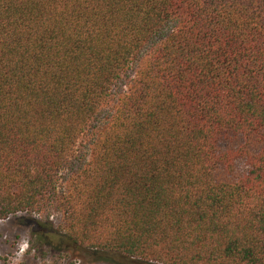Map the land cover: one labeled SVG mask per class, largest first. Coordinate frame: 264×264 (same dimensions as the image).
I'll list each match as a JSON object with an SVG mask.
<instances>
[{"label": "trees", "instance_id": "16d2710c", "mask_svg": "<svg viewBox=\"0 0 264 264\" xmlns=\"http://www.w3.org/2000/svg\"><path fill=\"white\" fill-rule=\"evenodd\" d=\"M50 210L68 264H264V0H0V221Z\"/></svg>", "mask_w": 264, "mask_h": 264}, {"label": "rangeland", "instance_id": "374dc122", "mask_svg": "<svg viewBox=\"0 0 264 264\" xmlns=\"http://www.w3.org/2000/svg\"><path fill=\"white\" fill-rule=\"evenodd\" d=\"M243 144L244 140L239 137H231L223 143L225 148H236ZM246 171V160L240 159L231 173L224 168H219L215 176L219 182H231L244 175ZM47 215L49 218L20 213L0 221V264H68L70 260H73L70 250L55 248L49 244V241H52L50 237L55 235L46 231L47 229L57 230L62 225V218L60 213L54 210H50ZM34 222H39L40 227H35ZM38 236L47 237V239L49 237L50 240L43 242ZM53 242L57 243L54 240ZM102 258L103 260L98 264H140L120 262L111 256ZM85 259L87 261L85 264L93 262L89 258Z\"/></svg>", "mask_w": 264, "mask_h": 264}]
</instances>
